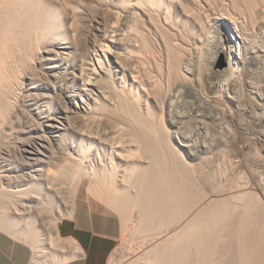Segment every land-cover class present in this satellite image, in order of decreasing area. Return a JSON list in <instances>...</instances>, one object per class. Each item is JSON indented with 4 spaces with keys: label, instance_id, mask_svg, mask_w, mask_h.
Returning <instances> with one entry per match:
<instances>
[{
    "label": "bare ground",
    "instance_id": "bare-ground-1",
    "mask_svg": "<svg viewBox=\"0 0 264 264\" xmlns=\"http://www.w3.org/2000/svg\"><path fill=\"white\" fill-rule=\"evenodd\" d=\"M0 3V10L5 13V20L0 24V140L4 136L20 140L17 149L1 146L0 150V225L11 227L17 218H22L25 225L30 227L34 226L35 221L42 228L51 222L52 234L56 235L57 244H60V251L63 252L66 244L74 247L75 242L60 237L58 221L51 220V212L55 204H66V181L69 178L78 184L83 179H89L87 191H98L99 199L105 200L111 209L118 211H115L117 214L122 213L124 208L126 210V205L138 209L139 223L136 224L137 228L143 229L145 222L152 218L161 216L170 220L175 214L176 218L181 214L172 215L163 211L169 198H166V194L173 197L180 195L183 199L191 197L192 201L198 198L182 181V185L177 186L181 187L178 190L172 188L173 185L170 187L168 182L172 173L167 174L165 170H169V165L165 164L168 168L164 169L161 166L163 163L160 164L162 157H159L163 154L165 156V149L171 150V153L178 152V157L183 160V170H189L192 166L182 155L183 152L188 158L193 155L200 159L202 154L197 155L193 151L231 149L242 156L251 150L264 151V0H28V10H22L23 4L19 0H1ZM46 6H57L65 11L69 38L57 36L58 42L46 48L40 57L33 59H36L35 71L15 84L13 76L7 75L8 64L16 54L15 48L21 53L25 51L19 48L20 44L16 41L32 44L39 37L32 35L33 32L28 29L13 36L12 30L20 26L21 14H30L35 10L41 12L43 22L47 23ZM88 6V12L95 11L96 14L90 13L84 17L81 12ZM78 16L84 19V24L77 27L75 17ZM125 42L130 46V52L125 54L130 58L127 66L119 62L115 51L116 47ZM219 55H224L228 60L225 70L214 68ZM75 57L80 59V64L70 65L69 60ZM113 58L115 72L109 65L114 61ZM148 59L155 65V76L146 67ZM126 71L130 75L128 84L123 80ZM119 75H122L121 86L117 87L115 80ZM96 111H119L128 115L131 123L129 145L135 148V152L137 150L141 153H137L140 159H134L137 163H128L123 158L122 150L112 148L110 156L113 159L109 161V169L100 171L96 164L88 167L89 160L83 158L85 153L81 152V142L100 143L101 146L103 141H107V138H102V141L87 130V123L96 118ZM76 140L81 141L80 144ZM172 156L169 155V158ZM100 157L97 151L94 158L99 160ZM116 158L120 163L114 161ZM146 160L151 162L148 164ZM172 160L176 162V156ZM239 162L243 165L245 161L240 159ZM262 163H257L258 168L264 169ZM174 164L173 167L176 166ZM170 168L172 171L179 170L177 167ZM119 169H122V176L118 174ZM183 170L178 171L179 177ZM246 171L247 181L236 186L234 181L232 185L235 188L228 185L230 196L223 197L227 186L226 191L212 194L213 199L207 196L208 199L200 201L201 207L190 217V222L174 224L165 230L162 228L168 221L163 223L166 222L165 218L162 222L157 221L163 223L162 228L161 224L159 227L157 225L159 232V229L164 231L160 232L161 236L169 235V238L164 242L162 240L163 243H156L155 247L150 245L148 249L144 248L148 242L143 244L144 249L141 251L146 249V252L137 255V259L143 262V259L151 258L153 253L163 258L164 251L169 247L179 243L183 245V242L187 244L198 240L196 238L202 240V229L198 232L195 228H202V224L210 225V246H224L226 251L238 257L241 264H264V179L259 176L262 173L258 170L247 168ZM116 180L120 182L119 185ZM106 181L112 183V190L106 187ZM134 187L136 192L133 191ZM159 195L162 198L165 196L164 204L160 199V202L149 201ZM219 195L223 197L222 200L217 199ZM199 197L203 198L201 195ZM173 201L169 205L174 207L176 202ZM208 201L213 208L205 205ZM241 201L247 208L257 206L258 209L247 212L245 208L246 212L240 214L238 220L234 214L240 210L234 208L237 212L233 209L235 213L228 211L226 216L223 214L226 212L224 209L220 213L213 205L234 207L232 204H241L242 209ZM152 204L154 209L151 208ZM109 205L107 208L110 209ZM209 215L210 219L207 218ZM121 217L125 221L126 216ZM223 218L229 221V226L234 227L237 235L229 231L226 235L223 232L224 236L219 234L222 233L219 227L225 221ZM220 220L224 221L221 223ZM154 225L152 228H156ZM199 234L201 237H195ZM155 235L153 241L157 240L158 235ZM32 238L35 252L43 253L46 251L44 246L51 245L49 237L41 239L33 234ZM196 242L200 244V241ZM126 243H121L116 253ZM214 247L210 249L215 251ZM128 253L127 257L133 251L128 250ZM54 258L53 263L57 264V258ZM161 260L157 263V258L152 261L165 264L168 259L162 263ZM63 261H66L65 257L60 262Z\"/></svg>",
    "mask_w": 264,
    "mask_h": 264
},
{
    "label": "rangeland",
    "instance_id": "rangeland-1",
    "mask_svg": "<svg viewBox=\"0 0 264 264\" xmlns=\"http://www.w3.org/2000/svg\"><path fill=\"white\" fill-rule=\"evenodd\" d=\"M19 1L23 4L22 10H28V8H29L28 0H19ZM0 2H1V0H0ZM77 7L80 9V6H77ZM89 9H90L89 6L87 8H85V11L81 12L82 16L87 17V16H89L90 13L96 14L95 11L88 12ZM45 10H46V14H47V17H48V20H49L47 23H44L43 22V20L41 18V12L39 10H35V12L34 11H31L30 14H28L27 12L21 14L20 26L14 28L12 30V33H14L13 36H18V33L19 32H21L24 29H28V30H30V31L33 32L32 35H35V36H38L39 37L38 39L35 38L34 39V42L32 44L30 42L23 43L21 40L16 41V42H18L20 44V47L19 48L24 49L25 51L23 53H21V52H19V50L17 48H15L14 52H16V54L14 55V58H10V62L8 64V69H7L8 71L6 70L8 72V73L6 72L7 75L10 74L9 76H13V79H14V83L15 84H18L19 81H23L24 76L27 75L28 73H32V72L35 71V69H36L35 60L44 53L43 51L46 48H48V47L52 46L54 43L58 42L57 36L69 38L70 31L68 30L67 16L65 14V11L62 8H58L57 6H46ZM4 20H5V13H4L3 10H0V24H2L4 22ZM75 20L77 21L76 22L77 27L79 25L82 26L84 24V19L83 18H80V16L75 17ZM75 20H74V23H75ZM36 30H38V33L37 34L35 33ZM46 36H48L49 38H47ZM115 51L118 53L119 62L121 64L127 66L129 64V62H130V58L128 56H126L125 54H127V53L130 52V46H129V44L127 42H125L124 44L119 45L118 48L116 47L115 48ZM25 53H27V54H25ZM26 56L30 57L31 60H29ZM34 58H36V59L33 60ZM113 60L114 61L110 62L109 65H110V69H112L115 72V67L116 66L113 63V62H115V58H113ZM78 63L80 64V59H78L76 57L69 60V64L70 65H72V64H78ZM106 65L108 66L107 62H106ZM146 67L149 70V72L153 76H155L156 69H155V65H154V63H153V61L151 59H148L146 61ZM227 67H228V60H227V58L224 55H219L217 57V59H216V63L214 64V68L215 69H218V70H225V69H227ZM121 76L122 75L117 76L118 79L116 77V80H115V83L116 84L115 85L117 87L118 86L119 87L121 86V80H120ZM129 77H130V75H129L128 71H126L125 72V76L123 77V80H125L127 84L129 82ZM22 103L23 102L21 101L20 104L22 105ZM106 105L109 106V107H111V105L109 103H107ZM130 126H131V123H130V120H129V117H128L127 114H123V113H121L119 111L118 112H115V113H113L111 111H106V112L96 111V118L90 120L87 123V130L90 131L89 133L92 134V135L96 134L94 136L100 138V140H102V141H103L104 138H107L106 143H105V141H103L104 144L100 146V143H97V144L94 143V142L93 143H90V142H83L82 143L81 141L76 140V143L77 144H80V142L82 144L81 152L85 153V156L83 158H85L86 160H89L88 167L96 164L98 166L97 168L100 169V171H104L107 168L109 169V166L111 164L110 163L111 162V159H113V157L110 156V152H111L110 150L112 148H116V149H118L120 151L122 150L123 158L126 159V161H128V163H130V164L137 163L138 158L140 159V157H138V154L137 153H139V154H141V153L140 152H137V150L135 152V148H132L129 145V144H131V141L129 139L130 138V135H129ZM98 134H99V136H98ZM4 138H7L8 140L7 139L3 140ZM4 138L1 139L2 141L0 140V144H1L0 145V150L2 149L1 146L15 148V149L18 148V145H19L20 140H17L16 141L13 138L8 137V136H4ZM9 139L12 141V143H11V141ZM104 140H106V139H104ZM8 141H9V143H8ZM15 141H16V143H15ZM107 142H108L109 145L107 144ZM7 143L10 144V145H8ZM13 145H15V146L13 147ZM167 150L166 149L164 150L166 152L163 151V153H165V156L162 153V151L160 152V154L162 153L163 156H164V157L163 156H159L160 158L162 157V159L164 158V160L161 159L160 164L163 163V165H161V166L162 167L164 166L163 167L164 169L169 167V170H171V168H170L171 166H172V169L175 168V167H177L179 169L178 171H180V170L182 171L183 169L181 168V166L183 167V164H182L183 163V160H181V157L180 156H179L180 158L178 157V155H177L178 152L176 153V152L172 151V153L174 152L176 154L175 155L174 153L173 154L171 153V150L170 151L169 150L167 151ZM97 151L100 152V156H101L100 159H101V161H100V159L99 160L98 159L96 160V158H94L95 157V154L97 153ZM168 152L171 153V154H169ZM194 152L197 155L201 153L202 154V155L200 154L201 155V158L200 159H196L195 156H193V155L191 156V158H188L187 154L183 152L182 155L185 156L186 160L192 166L189 167V170H188V168H186L187 170L184 169L186 173L183 170V173L181 172V174H182L181 177H179L180 176V172H178L177 169H175V170L173 169V171L172 170L171 171H169V170L167 171V169H166L165 171L167 172V174L169 172L172 173L171 175L169 173V175H170L169 178H171V180L169 179L170 182H168V183H170L169 184L170 187L173 185L172 188H174V189L176 188V190H178L181 187H177V186H181L182 185L181 184V181H182V183L184 182L183 184H185L186 188L188 187V190H190V192H193V193H195L197 195L195 198H197V197L198 198L197 199H194L193 198V201H192V198L191 197H184V199L182 198V196L180 197V195H177L179 197H176V195H174V194H176V193L179 194L178 192H173L174 193V194L172 193L174 195V197H173L170 194L171 192H169L170 195L166 194L167 195L166 198L169 196V198L167 200L168 201L170 200L169 202L167 201L168 203L165 201L166 200L165 199V196H164V198H162L159 195L158 197H155L156 199L155 198H153V199L150 198L149 199L150 202H157L158 199H160L163 204L166 202L165 203L166 204L165 206L167 208L166 207L162 208L163 211L166 210L165 211L166 214H167V211L170 214H172V215H173V213L174 214L175 213H181L180 214L181 217L179 215L176 218V214H175V216H172L173 218H171V219L172 220L174 219L175 221H173V222H175V223H173L171 219L168 220V219H166L163 216L165 218V221H166V222H163V223H167V221H168V223L166 225H168L170 223L171 225L169 224V226L164 225V228H162L163 227V223L161 224V223H158V222L159 221H161V222L164 221L163 220L164 218H162L160 216L162 220L160 219V217H157V218L155 217L156 219L155 218H152L151 221L147 220L145 222V225L146 226L144 225L143 226V229H139V227L137 228V224H136V223H139V221H138L139 220V213H138L139 211H138V209H135V207L132 208V207H129L128 205H126L128 208H126V210L124 208V211L122 213L120 212L119 214H117L118 211H116L115 209H111V205H109L108 203H106L105 200L103 201L101 198L99 199V197H98L99 195L97 196V192L98 191H95V193L93 191H91L93 193L88 192L89 191V185H90L89 184L90 183L89 182V179H83L80 182V184H78L77 181H74L71 178H69V180L66 181V185L67 186L64 185L67 188V194H66V196H67L66 199L67 200H66V204L64 203V204H57L56 205L55 204L56 202L54 203L55 205H54V207L52 209V212L50 211L51 212V217H52L51 220L52 221L53 220L58 221V225H59V223L64 218H66V217H72L78 210L79 211L80 210H86V211L87 210H92V211H98L100 213L103 212L105 214L110 215L114 219V221L116 223L118 222L117 224H119V227H120V235H119V238H118V247H117V249L119 248V245L121 243H123L124 241L127 242L126 245H124V247L121 249L122 252L120 251V252H117L116 253L117 249L114 251V253H113L112 257H111L110 264H131V262H132V264H134L133 262H135V263L137 262V264H140V263L141 264H143V263L144 264H149L151 262L150 264H152V263H154V261H152V260H156V258H157L156 263L157 262H160V259H162L161 260V263H162V261L165 262L168 259L166 261L167 263H165V264H171V263L172 264H177V263L178 264H181L182 262H186V263H183V264H187V262L188 263L191 262V264H196V263L198 264L199 262H200L199 264H206V263L207 264H224V263L225 264H241V263L238 262L239 261L238 257L237 256L235 257V255H233V252L226 251V249L223 248L224 246L218 245L217 247H219L218 248L219 250L215 246L216 247L215 251H217L218 254H216L217 252L215 253V251L213 249H210V248H213L214 247V246H212L214 244H212L210 246V229H209L210 228V225L208 227V225L205 226V225H202V224H201L202 228H200L198 226H195V228H197L198 230L199 229L200 230L202 229V231H201V233L203 232L202 233L203 235H202V238H201L202 240H200V238H196L198 240H195L193 242H189L190 245H189V243H187V244L185 243L184 244V242H183V245L184 246L179 243L178 245H176L174 247L173 246L172 247H169V249L167 248L164 251V253H163V255H165V253H166L168 256L167 255H165V256H167V257H165V256L162 255L163 258H160L161 257L160 255H157V253H153V256H151V258L148 257V259H149V260L147 259L148 261L146 259H143V262H142V260L137 259V257L141 256L139 254L144 253V251L146 252V249H148L150 245L152 247L153 246L155 247L158 243H163L164 241H166V238H169V235L168 236L167 235L166 236L165 235L164 236H161L160 232L161 233L164 232L162 229L167 230V227L168 228H171V227L174 226V224L176 226L177 224L182 225L183 222H185V221L190 222L192 216L195 215L196 212L198 211V209H200V207H201L200 201L203 202L206 199H208L207 196L209 198L211 197L210 199H213L214 196L212 194H220L218 192H220V191H223V192L226 191L225 189H226V187L228 185L230 186V188H235L234 186H236L237 184H243L244 181H247V179H246V177L248 176V173L246 171L247 168H249V169L251 168V169H254L256 171L258 170L257 172L262 173L259 176L264 179V169L261 168V167L258 168V166H257V163L259 161L261 163L263 162L262 164H264V151H262V150H253V151L251 150L249 152L247 151V152H245L243 154V156L242 155H239L238 152H235V151H233L231 149H218V150L216 149V150H207V151L204 150V152H200V151H197L196 150V151H193V153ZM132 153H134V155ZM135 155H137V156H135ZM169 155L170 156L174 155V156H172L171 158H169ZM175 156H176L177 160L174 163H176V164H174L172 162L173 161L172 159ZM135 157L137 158V160L134 161V159H136ZM179 159H180V161H179ZM240 159H243L245 161V162L242 163L243 165H241V162H239ZM114 161L116 163H120L119 159H117V158ZM146 161H148V164H149V162H151L150 160H146ZM174 161H175V159H174ZM178 161H179V164L177 163ZM171 163L174 164V165H176V166L173 167V165ZM148 164L146 163V165H148ZM165 164H167L169 166L167 167V166H165ZM177 164H178V166H177ZM230 164L232 165V168H234V169H231ZM236 164H238V165H236ZM179 165H180V167H179ZM55 169H58V168L56 167ZM119 170L120 171H118V174L120 176H122V174H123L122 171H121L122 169H119ZM192 170H193V172H192ZM174 171H176V173L177 172L178 173L176 174ZM173 174H176V175H173ZM120 176L118 177V180L119 181H121V179H122ZM172 176H174L177 179L173 178ZM118 180H116V181L118 182ZM172 180H173L174 184L172 183ZM117 182H116V184L119 185L120 182H118V183ZM106 183H108V182L106 181ZM106 183H104V184H106ZM232 183L234 184V186L232 185ZM111 184L112 183L109 181V183L107 184L108 186H106V187L111 188V190H112V187H111L112 185ZM220 184L222 185L223 188H221V185ZM109 185H110V187H109ZM229 186L227 187V191L224 192L223 197H227V195H229V196L231 195L229 193V192H231V189L229 188ZM135 189L136 188L134 187L133 188V191L136 192ZM222 189H224V190H222ZM229 189H230V191H228ZM233 190L235 191V189H233ZM135 192H133L134 193L133 195H136ZM223 192H221V193H223ZM90 194H92V196ZM93 194H96V195H93ZM198 195L199 196L201 195L203 198L199 197ZM95 196H97V197L95 198ZM220 196L221 195H219L217 197V199H221L222 200L223 197L222 196L220 197ZM154 199H155V201H153ZM163 199H165V200H163ZM173 199H174V201L176 202L177 205L174 204V207L172 205H171L172 206L171 207L169 204L172 203L171 201H173ZM174 201H173V203H174ZM209 201L207 203H205V205L208 204L207 206H210L211 208H213L211 205H209ZM102 202L105 205L102 204ZM158 202H160V201L158 200ZM242 202L243 201H241V203ZM162 203H160L161 206L163 205ZM178 203H179V205H178ZM194 203H195V205H194ZM107 205H109L108 207H110V209L107 208ZM213 205L215 207L214 209L216 211H218V212L220 211V213H221V211L223 212L225 210L226 212H223V214H225L226 216H227L226 213H228V211H229V213H235V212H237V210H240L241 212L238 211L239 212V215H237L238 212L235 213L236 215L234 214L235 219L237 218L238 220L240 219V216L242 215V213L243 212H246V210H247V212H249V211H256V209H258L257 206L256 207L254 206L253 209H252V206H248L249 208H247L246 206H244L245 205L244 203H242V209L245 210V208H246L245 211H242V209L240 207L241 204H238L239 207H237L238 205L236 206L235 204H232L234 207H231V205L224 206V207H222L223 205L222 206L220 205V206H217V207L215 206V204H213ZM151 206H152L151 208L154 209L155 206L153 207V204ZM195 206L197 207V209H196ZM230 207L232 209H230ZM234 208H236L237 210L234 209ZM132 209H134V210H132ZM171 209L173 210V212H172ZM228 209H230V210H228ZM233 209H234L235 212H232ZM112 210H114V211H112ZM115 211L117 213H115ZM163 211L161 213H163ZM170 214H168L167 216H170ZM122 215L123 216H126L125 221L122 220V217H121ZM11 218H17V217L12 216ZM180 218H182V220ZM207 218L210 219V215ZM153 219H155V220H153ZM223 219L225 220L226 218H223ZM223 221H221V223ZM13 222H14L13 224H15V225H13L11 227H9V226H7L5 224L0 225V232H3L5 234H7L13 240H15V241H17L19 243H23V244L24 243L25 244L28 243L27 245L32 249V264H54L53 263L54 262L53 261L54 256H55L54 259L57 258V260H56L57 261V264H58V262H60L61 260H63L64 257L66 258V261H68V259L69 260L71 259V257L70 258H67V256L69 257L70 253H67L66 252L67 251L66 249H64L63 252L60 251L62 247L60 248V244L59 245L57 244V240H56V237H55L56 235L52 234L53 233L52 232V227H51L52 225H50V224H52L51 222H50V224L47 227H44V228H42L41 225H40V223H38L37 221H35L33 227L32 226L31 227L30 226H27V225H25V222L22 220V218H17V220L14 219ZM156 222L158 224H156ZM30 223H32L31 222V219H30ZM151 223H155L156 225L151 224ZM124 224H127V225L124 226ZM148 224L151 227H149ZM159 224H161L160 227L162 226L161 227L162 229H159L160 232L158 231V228H157V225L159 227ZM222 224H220V227H219L220 231L218 229L219 232H222V233H219L220 235H223V232H225L224 235H226L228 231L230 232V234L231 233H234L235 235L238 234L236 232V230L234 229V227H231V226L228 225L229 224V221H226L225 220L224 223H222ZM152 225H154L153 227L156 226V228H152ZM147 226H148V228H147ZM144 227H145V230H144ZM205 227H207V228H205ZM58 228H59V226H58ZM140 228H142V227H140ZM221 228H222V231H221ZM197 229H195V230H197ZM205 229H206L207 233H206ZM232 229H234L233 231H235V232H233ZM200 230L198 232H200ZM173 231L175 233L176 229L173 230ZM173 231H172V233H173ZM58 232H59V229H58ZM140 232H141V234H140ZM195 232H197V231H195ZM198 232H197V235H198ZM155 233L158 235V237H157V240L156 241H153L152 239H154L155 236H156ZM33 234H35L36 237H40L41 239H42V237L43 238H46V237L47 238L48 237L50 238V244L51 245L48 244V245H45L44 246L46 248V251L45 252L42 250L43 253H45V254H43L42 252H40V253H38L37 251L35 252L34 242H33V238H32V235ZM133 234H135V235H133ZM159 234H160V236H159ZM200 234H199V236L195 235V237H201ZM204 234L205 235L208 234L206 236V238H204V236H205ZM219 234L218 233L216 234L217 237H218ZM123 237L126 240H124ZM122 239L124 241H122ZM145 240H146V242H145ZM162 240H163V242H162ZM196 241H200V244L201 243L202 244L200 245L199 242H196ZM145 243H147V244H145ZM192 243H194V244L196 243V245L193 244L194 246H192L191 245ZM143 244L146 245V247H144L146 249L143 250V251H141L142 248H143L142 247ZM61 245H63V243H61ZM197 245H199V246H197ZM65 246H68V244H66ZM189 248H190V250H189ZM222 248H223V250H222ZM191 249H192V251H191ZM125 250H126V252H125ZM128 250H132L133 251V254L129 255V257H127L128 254H129L128 253ZM139 250L141 251L140 253H138ZM181 250H183V251L181 252ZM186 250H188V251H186ZM210 250L212 251L213 254L211 253ZM123 251H124V253H123ZM225 251H226V253L228 252V254H227L228 256L226 255ZM174 252L175 253H179L178 255H180V253H182L181 257L183 259L181 257H179L177 254H174ZM183 252L184 253L186 252L185 253L186 255H184ZM154 254H156L157 256H155ZM205 254H206V256H205ZM44 255H45V257H43ZM61 255L62 256L64 255V256L62 257ZM137 255H139V256H137ZM189 255H190V257H189ZM208 256H210V257H208ZM58 257H60V258H58ZM153 257H154V259H153ZM205 257H208V258H205ZM184 258H186V261H184ZM222 258H223V260H222ZM58 259H60V260H58ZM135 259H137V261ZM163 259H166V260H163ZM171 259H173V262L174 263L172 261L169 262ZM187 259H188V261H187ZM203 259H204L205 262L202 261ZM162 264H164V263H162Z\"/></svg>",
    "mask_w": 264,
    "mask_h": 264
},
{
    "label": "crops",
    "instance_id": "crops-1",
    "mask_svg": "<svg viewBox=\"0 0 264 264\" xmlns=\"http://www.w3.org/2000/svg\"><path fill=\"white\" fill-rule=\"evenodd\" d=\"M117 223L110 215L92 210H78L64 218L58 225L59 235L75 245L65 246L71 259L59 264H110L118 247ZM0 264H32V249L0 232Z\"/></svg>",
    "mask_w": 264,
    "mask_h": 264
}]
</instances>
